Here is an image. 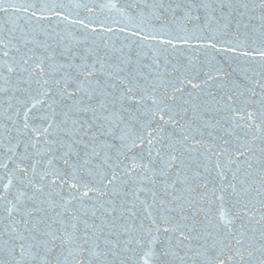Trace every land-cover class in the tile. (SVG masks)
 <instances>
[{"label": "snow or ice", "instance_id": "1", "mask_svg": "<svg viewBox=\"0 0 264 264\" xmlns=\"http://www.w3.org/2000/svg\"><path fill=\"white\" fill-rule=\"evenodd\" d=\"M0 264H264V0H0Z\"/></svg>", "mask_w": 264, "mask_h": 264}, {"label": "water", "instance_id": "2", "mask_svg": "<svg viewBox=\"0 0 264 264\" xmlns=\"http://www.w3.org/2000/svg\"><path fill=\"white\" fill-rule=\"evenodd\" d=\"M66 2H67V0H66ZM101 2H102V0H101ZM83 14V13H82Z\"/></svg>", "mask_w": 264, "mask_h": 264}]
</instances>
